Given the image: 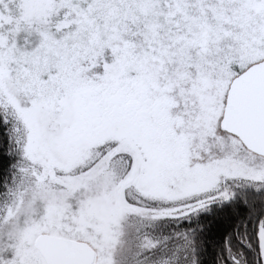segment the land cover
<instances>
[{
    "label": "snow or ice",
    "instance_id": "1",
    "mask_svg": "<svg viewBox=\"0 0 264 264\" xmlns=\"http://www.w3.org/2000/svg\"><path fill=\"white\" fill-rule=\"evenodd\" d=\"M0 264H264V0H0Z\"/></svg>",
    "mask_w": 264,
    "mask_h": 264
}]
</instances>
